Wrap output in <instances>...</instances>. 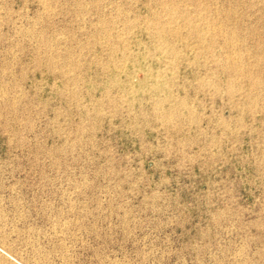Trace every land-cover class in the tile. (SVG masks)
<instances>
[{"label": "rangeland", "instance_id": "obj_1", "mask_svg": "<svg viewBox=\"0 0 264 264\" xmlns=\"http://www.w3.org/2000/svg\"><path fill=\"white\" fill-rule=\"evenodd\" d=\"M0 264H264V0H0Z\"/></svg>", "mask_w": 264, "mask_h": 264}]
</instances>
